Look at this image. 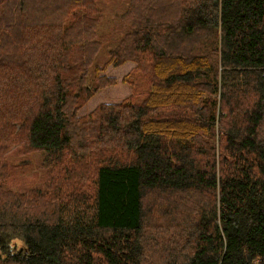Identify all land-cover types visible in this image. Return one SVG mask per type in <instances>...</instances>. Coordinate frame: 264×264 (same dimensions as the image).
Here are the masks:
<instances>
[{
  "label": "trees",
  "instance_id": "1",
  "mask_svg": "<svg viewBox=\"0 0 264 264\" xmlns=\"http://www.w3.org/2000/svg\"><path fill=\"white\" fill-rule=\"evenodd\" d=\"M0 264H264V0H0Z\"/></svg>",
  "mask_w": 264,
  "mask_h": 264
},
{
  "label": "rangeland",
  "instance_id": "2",
  "mask_svg": "<svg viewBox=\"0 0 264 264\" xmlns=\"http://www.w3.org/2000/svg\"><path fill=\"white\" fill-rule=\"evenodd\" d=\"M117 8V7H116ZM112 13V14H111ZM109 17L115 18V13L110 12L105 19L104 29H108L111 26V21L108 20ZM108 20V22H107ZM117 21V18L114 19ZM106 46L104 44L101 49V53L106 51ZM133 66L132 62H126L118 67H113L109 65L105 73L109 76L116 77L119 81L111 86L99 90L94 96H92L88 102L80 109L79 114L84 115L90 112L95 106L103 102H118L123 98L127 97L131 93V88L128 84L123 83L120 79L128 73V71ZM40 154H32L28 157H17V164L13 163L16 168L17 173L14 175V185L13 188L18 190L27 189L29 186L37 185L40 183L39 178L41 177V170L38 167V162L40 161ZM24 160L23 163L19 164Z\"/></svg>",
  "mask_w": 264,
  "mask_h": 264
}]
</instances>
